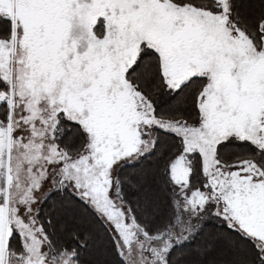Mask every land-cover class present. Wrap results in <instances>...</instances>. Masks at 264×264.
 I'll use <instances>...</instances> for the list:
<instances>
[{"label": "snow or ice", "instance_id": "snow-or-ice-1", "mask_svg": "<svg viewBox=\"0 0 264 264\" xmlns=\"http://www.w3.org/2000/svg\"><path fill=\"white\" fill-rule=\"evenodd\" d=\"M0 264H264V0H0Z\"/></svg>", "mask_w": 264, "mask_h": 264}, {"label": "trees", "instance_id": "trees-1", "mask_svg": "<svg viewBox=\"0 0 264 264\" xmlns=\"http://www.w3.org/2000/svg\"><path fill=\"white\" fill-rule=\"evenodd\" d=\"M162 107H163V104H162ZM226 151H230V150H226Z\"/></svg>", "mask_w": 264, "mask_h": 264}]
</instances>
